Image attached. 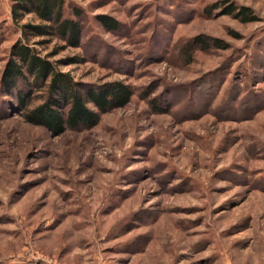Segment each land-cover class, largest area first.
<instances>
[{
    "label": "rangeland",
    "instance_id": "1",
    "mask_svg": "<svg viewBox=\"0 0 264 264\" xmlns=\"http://www.w3.org/2000/svg\"><path fill=\"white\" fill-rule=\"evenodd\" d=\"M64 1L81 43L51 59L78 57L60 70L133 95L53 136L0 88V264H264V0ZM221 1L257 20L219 14ZM32 21L0 0V74ZM198 35L228 48L195 47L187 63Z\"/></svg>",
    "mask_w": 264,
    "mask_h": 264
},
{
    "label": "trees",
    "instance_id": "2",
    "mask_svg": "<svg viewBox=\"0 0 264 264\" xmlns=\"http://www.w3.org/2000/svg\"><path fill=\"white\" fill-rule=\"evenodd\" d=\"M9 1L11 19L15 24L26 16L33 20L20 24L21 36L11 45L0 74V88L12 100L11 106L25 122L42 127L53 136L67 130H89L98 124L102 114L129 103L133 95L129 84L123 81L99 84L77 81L69 72L61 71L60 66L84 61L78 57L51 59L59 49L80 46L82 26L78 10H72V18L65 15L64 0ZM221 3L219 14L228 15L241 23L257 20L249 7L227 1ZM217 7L215 3L205 12L209 14ZM97 19L106 30L115 31L118 28L119 23L112 17L99 15ZM51 39L63 45L46 54L35 47L45 45ZM195 47L200 50H225L228 45L218 38L195 36L188 41L186 49H182L187 63L191 62Z\"/></svg>",
    "mask_w": 264,
    "mask_h": 264
}]
</instances>
